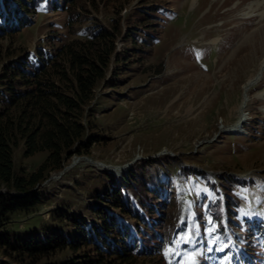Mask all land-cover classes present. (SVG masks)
Listing matches in <instances>:
<instances>
[{"label": "rangeland", "instance_id": "374dc122", "mask_svg": "<svg viewBox=\"0 0 264 264\" xmlns=\"http://www.w3.org/2000/svg\"><path fill=\"white\" fill-rule=\"evenodd\" d=\"M66 4H40L29 25L0 36V75L38 46L82 40L94 25L109 31L117 25L119 32L105 77L83 107L81 141L60 170L30 189L43 203L12 214L6 229L24 236L53 228L71 237V221L96 218L91 207L114 212L103 199L113 180L115 189L124 183L120 191L129 197L164 204L155 229L169 237L137 264H264V0ZM55 84L70 93L66 83ZM24 147L21 138L12 147L19 174L35 172L48 155H25ZM5 192L18 194L0 185ZM57 211L64 221L54 219ZM238 251L245 262H236ZM93 256L90 247L30 260L0 251V264H69Z\"/></svg>", "mask_w": 264, "mask_h": 264}, {"label": "trees", "instance_id": "16d2710c", "mask_svg": "<svg viewBox=\"0 0 264 264\" xmlns=\"http://www.w3.org/2000/svg\"><path fill=\"white\" fill-rule=\"evenodd\" d=\"M50 1L58 2L0 0V36L29 25V15L36 12L40 4ZM72 1L65 0L66 6ZM144 12L140 13L143 18ZM118 32L117 25L110 31L105 26L94 25V30L84 32L82 40L75 38L53 49L38 46L33 53L6 66L0 75V185L18 193H0V251L4 255L30 260L35 256H49L64 247L71 250L90 247L94 251L93 257L69 264H137L139 258L160 248L159 241L169 237V233L160 235L155 229L156 220L165 216V213L159 214L164 204L148 203L145 195L140 198L136 193L129 197L120 191L124 183L119 182L120 189H115L113 180H109L112 186L110 190L106 189L103 199L114 212L91 207L96 218L89 222L84 219L82 222L71 221L74 229L71 237L65 233L62 236L53 228H47L43 234L31 229L24 236L6 229L12 214L31 211L43 203V198L30 189L50 171L60 170L65 158L71 155V147L81 141L85 132L81 122L83 107L105 77ZM55 80L69 85L70 93L62 91ZM18 138L24 140L25 155L48 151L35 172H15L12 147ZM143 191L156 193L155 189L147 187ZM218 216L220 218L221 214ZM54 219L64 221L59 211L54 214ZM138 237L147 239L152 245L147 246L146 241L139 243Z\"/></svg>", "mask_w": 264, "mask_h": 264}, {"label": "bare ground", "instance_id": "6f19581e", "mask_svg": "<svg viewBox=\"0 0 264 264\" xmlns=\"http://www.w3.org/2000/svg\"><path fill=\"white\" fill-rule=\"evenodd\" d=\"M252 7V6H251ZM248 12V11H247ZM246 13V12H245ZM260 69H264V59L261 61V63H260ZM254 75H251V76H249V78H247V80L245 81V84H244V88H245V91L247 92L248 91V89H249V85L251 86L252 84H253V81H254ZM248 87V88H247ZM244 99V98H243ZM242 99V101H241V103L238 105V106H236V109H235V111H239V113H240V109L241 108H243V106H244V104H243V100ZM242 118H243V116L242 115H238V117H237V119L238 120H242ZM239 123V122H238ZM238 123L236 122L234 125H233V130H235L236 132L239 130V127H238ZM100 165V164H99ZM121 170V169H120Z\"/></svg>", "mask_w": 264, "mask_h": 264}]
</instances>
